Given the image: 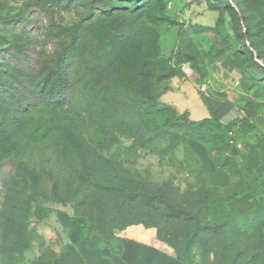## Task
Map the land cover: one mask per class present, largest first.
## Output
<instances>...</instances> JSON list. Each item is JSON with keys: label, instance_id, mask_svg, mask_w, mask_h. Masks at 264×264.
<instances>
[{"label": "rangeland", "instance_id": "rangeland-1", "mask_svg": "<svg viewBox=\"0 0 264 264\" xmlns=\"http://www.w3.org/2000/svg\"><path fill=\"white\" fill-rule=\"evenodd\" d=\"M102 9L109 13L101 15ZM0 24L24 31L0 32V78L25 103L38 99L59 55L78 40L63 111L30 107L10 126L14 104L0 95V264L54 263L69 247L71 222L82 231L89 226L90 242L102 248H118L121 231L140 223L160 228L169 242L159 241L175 255L173 246L183 251L193 242L191 264H264V239L235 235L244 218L232 213L231 203L244 195L221 208L199 190L200 153L224 162L238 149L240 167L264 135V123L263 129L251 121L235 124L231 133L186 140L172 128L175 117L166 104L154 99L171 81L163 79L168 70L157 58L174 65L191 55L206 73L197 86L192 81L194 89L222 101L228 96L219 92L223 58L214 54L233 45L247 77L243 90L229 97L264 118V0H0ZM199 25L212 30L199 31ZM4 53L23 59L22 73L3 62ZM191 108L194 120L207 115ZM174 135L182 137L179 144ZM116 190L163 202L148 207L140 196V203L127 198L122 208ZM119 208L120 220L110 227ZM211 224H226L227 232L207 234ZM256 228L264 234V225Z\"/></svg>", "mask_w": 264, "mask_h": 264}, {"label": "trees", "instance_id": "trees-1", "mask_svg": "<svg viewBox=\"0 0 264 264\" xmlns=\"http://www.w3.org/2000/svg\"><path fill=\"white\" fill-rule=\"evenodd\" d=\"M118 1H125V0H118ZM141 1L144 0H128V2L133 4H140ZM105 9V8H104ZM102 9L101 15H106L109 13V11H106ZM161 20L165 22H170V20L165 17L163 14L160 15ZM199 31L202 32H209L212 30V28L207 26H201L197 27ZM0 32L4 33H24L21 29L13 28L12 25L7 24H0ZM77 44L78 40L75 38L71 41L68 47L65 48V50L59 55L55 70L48 73L43 82L42 86L37 94V98L33 104L31 103H25L21 101L20 98H17L12 91L11 85L7 84L4 80L0 78V95L5 96V98H9L12 100L15 108L16 115H13L9 118V125L10 126H16L18 124L19 119L21 117V114H25L30 110V107L33 109H37V111L40 108H48L52 110L53 112H61L65 109L69 97V93L71 91L72 82L69 79V68L74 63L75 53L77 51ZM237 46L233 47V45L229 48H226L223 45H221V48L218 50L216 56H222L224 54H230L233 57V63L235 67L240 70V72L243 74L244 77H247V74L241 69L240 65L236 63V60L233 55L238 54L240 51H238ZM2 52H0L1 54ZM27 53V52H26ZM7 59H5L3 62L7 64L8 66H11L14 70H16L17 73H22L20 71V67L23 64V59L21 58H13L11 55L3 54ZM180 56V53H179ZM28 57V56H27ZM26 58V57H25ZM250 58L252 61H255L256 57L253 53H251ZM29 59V58H28ZM154 62V61H152ZM159 64V67L165 68L168 70V73H166L163 76V79L165 80H171L174 77H184L185 74L183 72V66L186 64H190L193 69H195L202 79L206 76V73L203 69V66L198 61L197 57L187 55L182 58L181 61H177L176 64H171L169 61H166L163 57H158L156 60V64ZM151 84V83H150ZM170 89V87L165 88L162 92L155 94V100L162 98V96ZM79 92V88H78ZM153 95V94H152ZM165 110H169L173 113L175 119L172 123V128L174 130H179L184 134L186 137V140H197V141H203L206 136H208V133L211 132H217V133H231L235 124L243 125L246 123H250L251 121L247 120H238L233 121L230 124H224L218 119L210 118L205 119L201 121H193L191 120L188 115V113H179L173 106L166 105ZM179 113V115L177 114ZM188 116V117H187ZM176 137V143L179 144L182 141V137L180 135H174ZM255 148L261 152L263 161H264V135L262 138L258 139V141L255 143ZM234 151V150H233ZM240 153L238 152V149L235 150V152L230 153L228 157L225 158L224 162L222 161V167L226 168L232 179L233 182L228 188H221V187H209L207 188L206 184L204 183L203 187H201L200 192L206 193L210 196V203L211 205H216L217 207L226 208L228 204H230L235 198L236 194H239L240 196L250 194L253 197H258L262 193V188L260 186V179L262 177V173L257 174L255 172L246 173L243 169V163L247 158L248 153L243 157L242 164L240 167H238L237 162H235L236 156H238ZM246 178V182H242V178ZM239 179L241 181H239ZM238 180V181H237ZM219 192L222 194H215L214 192ZM116 196H122L124 199V203L122 204V208L129 204L127 202V198H129V202L137 203L140 200V196H142L140 202L148 207H156L161 202H163L162 197H150L146 195L141 194H122L119 190L115 191ZM139 202V203H140ZM104 206L109 207V202L105 203ZM121 208L117 211L115 215H110L108 219V223L111 225L115 224L120 220ZM227 211L226 209H224ZM232 213H236L232 208ZM238 213V212H237ZM180 214L190 216L188 212L180 211ZM239 214V213H238ZM241 215V214H239ZM241 218H244V223L241 226L240 229L236 230L235 235L239 236L241 238L250 239V240H258L260 238L264 239V234H256V230L258 228L264 225V201L260 202L256 205L251 206L243 215H241ZM140 223H132L131 225H138ZM197 224L199 225V221H197ZM146 226V225H145ZM146 227H152V226H146ZM239 227V226H238ZM157 230L158 238L160 240H164L166 242L168 241V238L163 235V231L158 227H153ZM255 228V231H253ZM89 226L85 227V230L82 233L81 241L85 246H87L90 249L95 250H102L103 248L100 247L99 241L97 244H92L88 238L89 233ZM207 234H211L212 236H219L222 234H225L227 231V225H208L204 228ZM239 232V233H238ZM111 235V233H110ZM110 238H112L110 236ZM193 246V242H190L187 245H184L183 251H178L177 246H173V248L176 251V257L184 264H191L189 260L190 250ZM105 248H109L114 254H120L123 251V245L122 241L120 239V245L119 247H112L110 245H107Z\"/></svg>", "mask_w": 264, "mask_h": 264}, {"label": "crops", "instance_id": "crops-1", "mask_svg": "<svg viewBox=\"0 0 264 264\" xmlns=\"http://www.w3.org/2000/svg\"><path fill=\"white\" fill-rule=\"evenodd\" d=\"M219 49L215 51V58H217L216 54ZM219 57L223 58V61H221L223 71L221 70L220 77L226 78L223 81L225 88L219 92L228 94L222 101L216 99L211 91L205 93L206 89L203 84V90L200 89L199 91L198 89L197 91L194 89L192 81L197 86V84L202 83V78L190 64L183 67L184 77L171 79L170 89L162 96L161 101L166 105L173 106L181 114L188 113L193 121L210 118L218 119L224 124H230L238 120L256 121L260 129H263L264 118L262 115L257 114L256 111L246 109L239 103H234L229 97L231 91L243 90L245 77L235 67L230 54ZM169 94H175L177 97L175 95L174 97H168ZM192 106L200 111L205 110L207 115L204 118L194 120L192 118ZM200 154L203 161L201 172L203 182L210 187L228 188L233 179L229 171L222 167V161L213 159L207 153ZM243 169L246 173H262L260 179L262 193L258 197L246 194L231 203V207L241 215L251 206L264 201V161L261 152L255 146L251 147V151L243 163ZM75 224L71 222L74 231H71V236H69V247L52 264H184L177 259L172 251L163 246L159 241L157 230L153 227L139 224L123 229L119 235L123 251L120 254H114L109 248H103L100 251L85 246L81 241L83 233L81 226L75 227ZM34 264L49 263L37 261Z\"/></svg>", "mask_w": 264, "mask_h": 264}]
</instances>
